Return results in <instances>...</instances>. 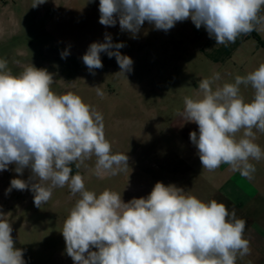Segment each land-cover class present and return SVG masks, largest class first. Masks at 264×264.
I'll list each match as a JSON object with an SVG mask.
<instances>
[{
  "label": "clouds",
  "instance_id": "9594fccd",
  "mask_svg": "<svg viewBox=\"0 0 264 264\" xmlns=\"http://www.w3.org/2000/svg\"><path fill=\"white\" fill-rule=\"evenodd\" d=\"M43 3L34 0L32 7ZM262 8L264 0H99V23H118L121 32L137 38L146 21L167 33L177 22L190 19L197 29L203 26L216 45L226 46L264 26V15H258ZM125 46L105 33L104 42L91 43L82 61L94 75L103 67L105 53L115 57L117 74L125 76L134 63L120 52ZM60 55L66 59L70 51ZM219 79L215 73L200 80L198 98L184 97L180 114L198 126L189 138L202 169L214 171L223 163L251 178L256 169L249 161L264 159L253 131L264 133V63L213 88ZM53 82L47 70L33 64L13 75L7 60L0 59V171L15 165V173L22 176L30 170L27 181L11 179L5 194L30 190L38 208L56 187L67 185L72 195L79 194L60 231L73 264H236L238 254H250V242L243 238L246 220L215 199L205 202L159 181L146 197L128 202L108 189L99 195L87 190L82 175L72 174V165L78 170L95 156L97 175H117L129 168V157L112 153L101 113L74 93H54ZM241 85L254 90L250 102L240 95ZM94 88L104 95L99 86ZM3 217L0 213V264H26Z\"/></svg>",
  "mask_w": 264,
  "mask_h": 264
},
{
  "label": "rangeland",
  "instance_id": "374dc122",
  "mask_svg": "<svg viewBox=\"0 0 264 264\" xmlns=\"http://www.w3.org/2000/svg\"><path fill=\"white\" fill-rule=\"evenodd\" d=\"M33 2L0 0V59L7 60L13 75L32 64L47 70L54 80L51 90L74 93L101 113L112 153L129 157V168L117 175H97L95 156L78 170L72 165V174L78 171L82 175L85 188L97 195L108 189L128 202L146 197L159 181L175 184L202 201L224 203L215 185L231 183V166L222 163L214 171L202 169L189 138L190 132H198V126L180 114L184 97L198 98L200 80L215 73L220 79L213 88L254 71L264 63V51L242 53L241 63L231 60L225 66L210 65L193 53L190 41L181 45V40L155 30L147 21L137 38L121 32L118 23L114 27L101 25L99 0H45L32 7ZM187 25L195 27L192 22ZM196 30L206 32L203 26ZM105 33L114 43L123 42L126 46L120 52L134 62L133 70L125 76L117 74L120 68L115 57L105 53H101L103 67L94 75L82 61L91 43L104 42ZM65 49L70 55L61 59ZM97 86L103 96L97 95ZM253 94L250 85L240 86L245 102H250ZM253 131L254 142L264 144V133ZM241 136L242 131L236 134L237 139ZM14 168L9 165L8 170L0 171V213L13 228L15 247L24 251L26 264H73L60 231L79 194L72 195L67 185L56 187L51 199L38 208L30 190L13 189L5 194L11 179L27 181L30 176V170L20 176ZM227 208L231 212V207Z\"/></svg>",
  "mask_w": 264,
  "mask_h": 264
},
{
  "label": "crops",
  "instance_id": "0c3cea01",
  "mask_svg": "<svg viewBox=\"0 0 264 264\" xmlns=\"http://www.w3.org/2000/svg\"><path fill=\"white\" fill-rule=\"evenodd\" d=\"M258 15H264V8ZM189 22L192 21L177 22L167 34L181 40V45L190 41L193 53L204 57L210 65L225 66L231 60L234 64L241 63L242 53L264 51V26H257L258 30L250 34H241L235 43L225 46L216 45L207 31L189 27ZM181 47L186 48L185 45ZM259 146L264 152V144ZM249 162L256 169L251 178L243 177L231 167V183L219 182L215 191L231 204V211L235 210L236 215L247 222L243 238L250 242V254L243 257L238 254L236 264H264V159Z\"/></svg>",
  "mask_w": 264,
  "mask_h": 264
},
{
  "label": "trees",
  "instance_id": "16d2710c",
  "mask_svg": "<svg viewBox=\"0 0 264 264\" xmlns=\"http://www.w3.org/2000/svg\"><path fill=\"white\" fill-rule=\"evenodd\" d=\"M224 201V204L227 206V207H231V204L229 202H227L226 200H223ZM233 209V207H231Z\"/></svg>",
  "mask_w": 264,
  "mask_h": 264
}]
</instances>
